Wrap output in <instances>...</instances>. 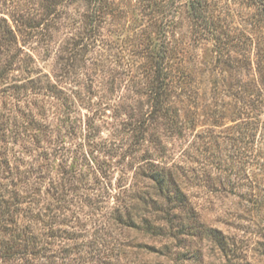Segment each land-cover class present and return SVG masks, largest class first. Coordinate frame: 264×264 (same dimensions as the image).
I'll return each instance as SVG.
<instances>
[{"label":"rangeland","instance_id":"rangeland-1","mask_svg":"<svg viewBox=\"0 0 264 264\" xmlns=\"http://www.w3.org/2000/svg\"><path fill=\"white\" fill-rule=\"evenodd\" d=\"M191 1L0 0L22 48L0 53V147L38 173L40 231L69 264H264V12L197 0L208 28ZM155 168L190 205L160 208L162 234L117 220L133 202L142 227Z\"/></svg>","mask_w":264,"mask_h":264},{"label":"trees","instance_id":"trees-1","mask_svg":"<svg viewBox=\"0 0 264 264\" xmlns=\"http://www.w3.org/2000/svg\"><path fill=\"white\" fill-rule=\"evenodd\" d=\"M95 1L98 2L99 0ZM257 2L261 4L262 11L264 12V0H257ZM191 7L195 18L200 20L202 24H206L209 28L208 24L210 21L205 15V11L202 9L199 1L192 0ZM18 41L17 32L12 27L6 26L0 36V53L2 51H8L10 48H17L19 53L22 52V48L18 46ZM218 46L221 47V45ZM15 53L17 55L18 52ZM257 54L256 69L260 79L253 81V84L256 85L257 83L256 86L259 89L255 95L259 96L264 95V89L262 87L264 86V63L261 59L259 48ZM7 71L8 64H4L0 57V81L5 78ZM159 77L161 78L160 74L157 76L158 80ZM165 77L168 80H166L168 87L172 79H168L169 73H166ZM158 86L152 91L151 95L156 103H159L160 96L163 95L166 89L163 85L158 84ZM248 97H250L248 100L252 108L256 107V103L264 102L262 101L263 99L257 98L253 93H249ZM248 112H251V109L246 111V114ZM253 116L250 113L248 114V123ZM34 176L35 181L33 180ZM145 176L154 182L156 195L152 196L148 193L145 195L143 191L140 192L139 196L136 195L138 197L136 199L144 202L148 200L147 202L151 203V210H148L150 215L141 217L143 225L142 227H138L132 216L133 210L136 208V203L130 202V205H125L127 207L124 206L125 209H128L125 216L124 214L122 215L121 209H118L119 216L117 220L128 228L145 230L152 234H162L161 232L165 227L161 224V221L167 219L166 215L170 214L168 211L171 209L166 207L167 211L162 216L159 215L160 208L164 204L175 203L177 204L176 206H179L185 211L190 208L189 199L176 181L171 176H167L162 170H159V168L145 173ZM36 178H39L38 173L36 174L31 169L15 165L13 160L0 147V264H55L57 258H61L57 255L58 249L53 248V240L55 236H58L57 230L49 229L46 237L45 233L40 231L41 229L38 225L40 220H42L40 215L43 207H40L39 200H36V194L39 191L37 187L38 179L36 180ZM172 185L173 190L170 191V186ZM160 200H163V205H161ZM47 209L54 216L52 214V207H48ZM185 226L181 224L180 228H184ZM60 249L67 254L70 246L65 242V245ZM69 252L71 251L69 250ZM62 258V264H67L68 262L66 260L68 256L65 255Z\"/></svg>","mask_w":264,"mask_h":264}]
</instances>
